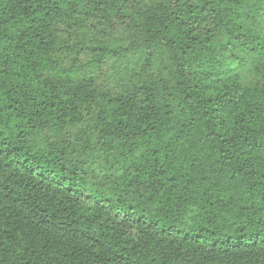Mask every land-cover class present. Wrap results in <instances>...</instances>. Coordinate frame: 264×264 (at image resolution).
<instances>
[{"label": "trees", "instance_id": "obj_1", "mask_svg": "<svg viewBox=\"0 0 264 264\" xmlns=\"http://www.w3.org/2000/svg\"><path fill=\"white\" fill-rule=\"evenodd\" d=\"M0 264H264V0H0Z\"/></svg>", "mask_w": 264, "mask_h": 264}, {"label": "rangeland", "instance_id": "obj_2", "mask_svg": "<svg viewBox=\"0 0 264 264\" xmlns=\"http://www.w3.org/2000/svg\"><path fill=\"white\" fill-rule=\"evenodd\" d=\"M115 37L117 38V40H116L114 45L119 46L122 43L129 45V43H130L129 37L134 38V35L128 34V32L123 27H117V29L115 30ZM141 58H142V52L138 48V50H135L134 52H130L128 54L127 59H125V60L123 59L122 61H119V65H121V64L125 65V64H128L129 62H131V65H136V64H138V62L140 63ZM113 69H114L113 60H109V62L103 68V71H104L103 78L107 83H110L113 87L121 86L123 84L124 79L125 80L128 79V76L131 72L129 73V71H128L127 73H124V74L122 73L121 75H117L115 73V69L114 70ZM252 72H253L252 65L249 64V62H248L247 67L245 69V72L243 73L245 81H249L252 78ZM121 87H119V88H121ZM39 143H41V142L39 141ZM73 157L75 159H83L79 153H75L73 155ZM87 169L90 172L93 169V166L90 164V165H88Z\"/></svg>", "mask_w": 264, "mask_h": 264}]
</instances>
